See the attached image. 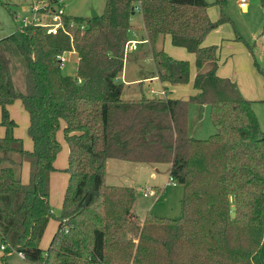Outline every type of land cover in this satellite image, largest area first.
Masks as SVG:
<instances>
[{
  "label": "trees",
  "instance_id": "trees-1",
  "mask_svg": "<svg viewBox=\"0 0 264 264\" xmlns=\"http://www.w3.org/2000/svg\"><path fill=\"white\" fill-rule=\"evenodd\" d=\"M1 3L11 11L10 3ZM50 3L51 11L63 7L60 0ZM137 3L106 0L97 18L65 15L67 30L57 34L30 23L0 39V125L6 129L0 136V240L37 264H263L264 132L253 102L218 74L219 47L204 45L227 19L212 21L206 0H142L156 76L166 89L190 79L189 61L158 49L168 36L195 56V93L125 99L118 78ZM65 52L78 56L75 77L62 71L58 56ZM17 57L23 90L15 85ZM16 100L29 116L32 150L13 133L9 106ZM191 103L210 107L216 132L208 139L188 132ZM62 123L68 187L57 231L44 249ZM110 158L169 163L171 183L185 187L182 218L142 221L133 212L136 188L107 184ZM26 162L28 182L21 178Z\"/></svg>",
  "mask_w": 264,
  "mask_h": 264
},
{
  "label": "rangeland",
  "instance_id": "rangeland-1",
  "mask_svg": "<svg viewBox=\"0 0 264 264\" xmlns=\"http://www.w3.org/2000/svg\"><path fill=\"white\" fill-rule=\"evenodd\" d=\"M208 16L212 21L218 22L222 17L227 21L219 23L206 37L205 46L217 45L220 49L221 60L219 75L230 78L237 83L242 95L253 102V108L258 116L260 126L264 132V0H248V7L243 10L240 7V0H206ZM1 2L10 3L11 11ZM48 10H51V3ZM65 14L70 17H92L93 12L102 14L106 0H60ZM59 4V6H62ZM34 0H0V37L12 34L17 26L23 24L24 18L32 19L36 15ZM15 13V16H14ZM47 20L45 13L37 14ZM132 29L138 33V38L145 36L142 13L133 15ZM73 22V21H72ZM67 30V29H66ZM8 32V33H7ZM4 33V34H3ZM6 33V34H5ZM146 37V36H145ZM147 38V37H146ZM148 40V39H147ZM168 53L178 56L182 53L186 60L190 62V79L185 84H179L173 93L175 98H189L194 94L193 81L195 66V56L185 49L166 45ZM162 48L160 43L158 49ZM172 48L176 50L173 51ZM151 47L149 42L140 45L134 53H128L125 60V78L127 83L124 87L122 97L125 99H136L142 95L152 96L149 87L155 88L156 92L162 91V85L158 79L153 83L145 81V77L154 76L155 64L151 57ZM149 52V53H148ZM135 56L141 57L132 60ZM76 56L69 53L62 63V71L69 76H76ZM19 63L14 66L18 68L15 75V85L18 90L24 89L22 79L23 68L21 59L17 57ZM185 60V59H184ZM20 68V69H19ZM153 80V79H151ZM123 82V83H125ZM154 94V96H166ZM13 112L12 117L17 126L13 133L23 140L24 146L28 150L33 149V140L29 135V116L26 113L22 101L16 100L10 107ZM1 122V110H0ZM64 124V123H62ZM188 132L197 139H208L214 135L216 128L210 116V107L201 104L191 103L188 111ZM6 129L0 125V136H5ZM61 143L55 165L59 168L51 175L50 204L53 215L47 225L41 246L46 249L57 231L58 217L62 214L65 194L68 187V174L64 169L68 165V143L64 137L63 126L57 133ZM109 162V163H108ZM106 164V182L121 186H132L136 188V199L134 205L135 214L141 220L147 216L166 219H181L183 216V199L185 187L179 184L169 183L170 164L169 163H141L110 158ZM30 165L24 163L21 178L24 182L29 181ZM153 187L157 193L155 195H144L146 187ZM235 206V205H233ZM236 207V206H235ZM237 212V208H236ZM3 243L0 240V264H37L31 263L19 255V252L6 245L2 250ZM261 260L264 264V238L262 241ZM135 264V263H134ZM162 264V263H161Z\"/></svg>",
  "mask_w": 264,
  "mask_h": 264
},
{
  "label": "built area",
  "instance_id": "built-area-1",
  "mask_svg": "<svg viewBox=\"0 0 264 264\" xmlns=\"http://www.w3.org/2000/svg\"><path fill=\"white\" fill-rule=\"evenodd\" d=\"M48 1H50V0H48ZM141 1L142 0H138V3L134 5V7H133L134 14L135 13H140V14L142 13ZM45 3H46L45 0H38V1L34 0V4L36 5L35 6L36 15L32 19L25 17L23 24L27 25L30 23H34L36 26H39V27L45 29L48 34H57L60 31H63V30L65 31L66 26H65L63 17L66 14H65L63 7L62 8L60 7L57 10H54V11H51L48 13L45 12V16L48 17L47 20H44L43 17H40L37 15L41 9L46 8L48 10V8H47L48 4L45 5ZM239 4L243 10H246L248 7V0H240ZM129 35H130V38L126 42L125 48H124V51L126 54L138 50L139 44L148 42V40L145 36L138 38V33L134 29H131L129 31ZM67 55H68V53L65 52V53L59 55L58 59L63 63V61L66 59ZM151 92L154 94H158L153 90ZM159 94L165 95V93L163 91L159 92ZM158 97H161V96H158ZM169 183H171V179H169ZM156 193H157V191L153 187H150V186L146 187L144 190L145 196L155 195ZM1 249L5 250L6 245L3 244L1 246ZM19 255L25 259V255L23 253H19Z\"/></svg>",
  "mask_w": 264,
  "mask_h": 264
},
{
  "label": "crops",
  "instance_id": "crops-1",
  "mask_svg": "<svg viewBox=\"0 0 264 264\" xmlns=\"http://www.w3.org/2000/svg\"><path fill=\"white\" fill-rule=\"evenodd\" d=\"M16 2H20V0H15ZM140 14V13H139ZM143 19V18H142ZM132 23H133V18H132ZM143 27V23H142V25H141V28ZM137 32V31H136ZM8 33V32H7ZM4 34V33H3ZM6 34V33H5ZM142 37H144V36H142ZM3 38V37H2ZM0 39H1V37H0ZM159 43H160V45H161V47L162 48H164V50H166V45L168 46L169 44L170 45H172V43H171V39H170V37H164V38H161L160 39V41H159ZM147 44V42H145V43H141L140 45H146ZM172 47H175V46H173L172 45ZM178 48H180V47H178ZM182 49H184V48H182ZM172 50L173 51H175L176 49L175 48H172ZM186 50V49H185ZM187 51V50H186ZM167 52V51H166ZM188 52V51H187ZM70 53H73V55H75L77 58H76V62L78 61V56H77V54L75 53V52H70ZM132 53V52H131ZM134 53V52H133ZM69 54V53H68ZM171 56H173L174 58H176V59H181V60H186L187 58H185L184 57V55L182 54V53H178L179 55L178 56H176V55H173V53H169ZM141 57H139V56H135L134 57V59H132V60H138V59H140ZM221 60V59H220ZM124 70H125V67H124ZM219 70L222 72V70H221V67H219ZM155 72H156V69H155ZM219 72V71H218ZM219 74V73H218ZM195 76H196V70H195V73H194V79H195ZM222 76V75H221ZM124 78H125V71L122 73V75L118 78V81L119 82H125L124 81ZM151 79H153V80H151ZM155 79H158V77L156 76V74L154 75V76H150V77H145L144 78V80L146 81L147 80V82H151V83H153L154 81H155ZM159 80V79H158ZM160 81V80H159ZM194 82V81H193ZM127 83V81L124 83V84H126ZM161 83V85H162V91L164 92V93H167V95H169L170 97H172V93L177 89V88H179V85H174V86H169L168 87V89H166L165 88V85L162 83V82H160ZM158 91V90H156L155 88H153V87H149V91L151 92V91ZM167 90H169V91H167ZM193 90H194V88H193ZM156 93H159V92H156ZM194 93H195V90H194ZM150 94H153L154 95V93H150ZM152 95V96H153ZM172 98H175V97H172ZM180 99H185V98H180ZM187 99V98H186ZM12 105H10L9 106V110H10V107H11ZM204 106H208V105H204ZM24 107V106H23ZM10 113H11V116L12 117H14V115H13V112H11L10 111ZM27 113V112H26ZM64 124H62V126H63ZM14 136L15 137H18L16 134H15V132H14ZM193 137V136H192ZM59 139V138H58ZM68 150H69V148H68ZM109 163V162H108ZM108 163H107V166H108ZM57 167V166H56ZM58 168V167H57ZM59 169V168H58ZM22 181H23V178H22ZM107 184H109V185H116V184H110L108 181H107ZM118 185V184H117ZM119 186H121V185H119ZM129 187H132V186H129ZM133 188H135V187H133ZM133 212L135 213V211H134V209H133ZM138 216V215H137ZM142 221H144V220H142ZM6 264V263H5Z\"/></svg>",
  "mask_w": 264,
  "mask_h": 264
},
{
  "label": "water",
  "instance_id": "water-1",
  "mask_svg": "<svg viewBox=\"0 0 264 264\" xmlns=\"http://www.w3.org/2000/svg\"><path fill=\"white\" fill-rule=\"evenodd\" d=\"M93 18H97L98 17V14L96 12H93V15H92ZM236 216V207L235 206H232L231 207V217L234 218Z\"/></svg>",
  "mask_w": 264,
  "mask_h": 264
}]
</instances>
